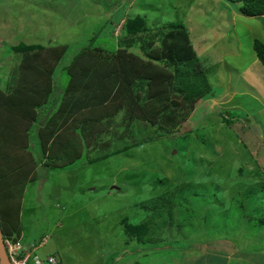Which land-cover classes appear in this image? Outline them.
Wrapping results in <instances>:
<instances>
[{
	"label": "rangeland",
	"instance_id": "1",
	"mask_svg": "<svg viewBox=\"0 0 264 264\" xmlns=\"http://www.w3.org/2000/svg\"><path fill=\"white\" fill-rule=\"evenodd\" d=\"M221 1L223 11L208 0H0L1 91L7 83L14 84L11 77L21 64L25 47L34 51L66 46L53 71L47 103L35 110L45 114L44 120L62 98L63 66L96 34L95 45L112 48L110 42L114 44L121 37L126 19L136 23L142 19L145 35L159 31L158 40L168 32L165 25L183 27L212 88L211 96L181 110L188 117L176 127L157 120L164 128L162 135L137 120L127 107L112 118L114 126L106 130L104 119L111 107L84 111V116L103 123L98 127L103 131L101 136L84 140L76 161L61 155L59 149L52 161L43 155L45 160L36 167L35 180L25 183L19 193V213L11 208L9 224L17 221L18 239L24 247H37L41 240L46 241L32 257H38L42 264H48L49 257L57 264H264V139L255 119L247 118L260 110V102L242 104L243 100L233 97L232 104L239 106L235 110L216 103L221 97L218 92L227 89L225 82L231 80L236 89H242L236 69L245 68L256 54L248 49L242 21L230 25L227 20L230 10L238 12L241 4ZM198 3L211 7L199 14ZM247 20L255 31H261L262 21ZM222 40L229 46L220 44ZM233 41L239 42L242 58L235 59L233 67L231 57H225L218 67L227 48L234 46L231 53L236 52L238 45ZM137 54L145 60L139 49ZM222 68L223 74L218 75ZM55 98L58 102L50 106ZM48 107L50 110L44 112ZM80 118L76 115L68 126L77 130ZM115 131L120 132V138L124 136L120 142L124 152L117 151L111 158L90 165L103 148L96 142L117 138ZM119 139L109 147L116 150ZM37 145L28 141L27 151L21 154L31 149L33 160H38ZM27 164L20 176L15 174L16 180L28 172ZM191 191L203 195V202L191 199ZM167 192L180 199L181 205L173 213L175 224L167 227L171 231L165 229L151 238L164 249L141 250L130 256L139 244L128 241L124 222L139 223L145 217L140 202ZM200 203L202 209L198 208ZM178 239L187 247L182 244L175 250ZM164 243L173 248L167 249Z\"/></svg>",
	"mask_w": 264,
	"mask_h": 264
},
{
	"label": "trees",
	"instance_id": "2",
	"mask_svg": "<svg viewBox=\"0 0 264 264\" xmlns=\"http://www.w3.org/2000/svg\"><path fill=\"white\" fill-rule=\"evenodd\" d=\"M226 1L240 3L238 11L243 17H264V0ZM125 21L121 37L114 44L110 42L112 48L95 45L98 37L96 34L87 46L80 48L69 63L63 66V95L47 120H44L45 114L35 113V110L47 103L53 89L52 74L64 57L66 46L34 51L27 46L22 50L21 64L13 72L16 73L15 76L11 77L14 84L9 82L3 91L0 90V230L4 237L14 241L20 237L17 221L13 225L9 224L11 208H15L16 215L19 213V193L23 191L25 183L35 180L36 167L45 160L43 155L46 154L52 161V157L57 155L56 149H59L61 155L65 153L76 161L82 145H85L84 140L101 136L103 131L98 127L103 123L91 116H84V111L102 106L111 107L112 112L109 111L104 119L107 120L104 126L106 130L114 126L112 118L127 107L137 120L152 127L156 134L162 135L164 128L157 124V120L176 127L188 117L181 114V110L210 95L212 88L204 76V66L197 58L190 34L183 27L165 25L168 32L163 35V39L158 40L161 37L159 31H154L150 36L145 35L142 19L137 23L132 19ZM157 43L159 46L155 48ZM138 49L145 60L137 54ZM252 49L264 68V45L254 40ZM57 102L58 99L55 98L49 105L54 106ZM48 110L50 107L44 112L47 113ZM76 115L81 117L77 130L68 126V122L74 121ZM56 120L60 122L56 124ZM40 126L42 128L35 131ZM121 129L123 127L119 126L118 130L122 131ZM115 132V137L119 139L120 132ZM117 138L103 140L104 143L96 142L99 146L103 144L100 146L103 148L100 149L97 160L91 161L90 165L104 161L109 156L111 158L117 151L124 152L125 147L120 144L124 136L117 141L120 145L116 144V150L109 147L114 146L113 141ZM28 141L38 144V160H33L31 149L26 155L21 154L27 151ZM26 162L29 163L26 166L29 170L27 168L28 172H24L18 181L15 174L20 176ZM71 162L72 160L69 163ZM190 193L191 199L193 197L203 202V195L193 191ZM179 200L171 192H167L140 202L144 219L135 225L124 222L128 241L134 240L135 244H139L134 245L137 251H132L130 256H136L142 251L158 252L164 249L161 247L162 243L151 238L162 234L165 229L171 231L167 227H172L176 222L173 213L181 205ZM202 207L203 204L200 203L198 208ZM169 243L164 245L167 249H172L173 246ZM182 244L185 245L184 248L187 247L186 242L178 239L174 249L180 250Z\"/></svg>",
	"mask_w": 264,
	"mask_h": 264
},
{
	"label": "crops",
	"instance_id": "3",
	"mask_svg": "<svg viewBox=\"0 0 264 264\" xmlns=\"http://www.w3.org/2000/svg\"><path fill=\"white\" fill-rule=\"evenodd\" d=\"M225 2L228 3L229 1H225ZM208 3L209 4L214 3L212 6H215V8H217V10H219V11H223V4H222L221 0H208ZM229 4H230V2H229ZM207 7L210 8L211 6L204 5L203 3H198L197 8H199L200 11H196V13L203 14L204 12L207 11V9H206ZM210 10H212V9H210ZM220 14H223V12H221ZM262 18H264V17H262ZM247 19H250V21H251V19L262 21V24L260 23L261 31H259V29L257 31H255L252 28V26L250 25L251 22H247L248 21ZM227 20H230V25H233L234 23H238V22L242 21V23H243L242 25L244 26V29L242 31L244 33H246V38L249 40V44H250V47H248V49L250 48L251 50H253L252 46H253L254 40H258L259 42L264 43V19L246 18V17H243L239 13V11L236 12L235 9H231L229 14H228ZM227 32H229V31H227ZM228 36H229V34L226 35V38L225 37L224 38L228 39ZM229 39H230V37H229ZM232 39L235 40V36H232ZM223 40L220 42V44H223V45L227 44L228 45L229 42H227L226 40L224 42ZM233 42L237 43V45H238L236 48V52H234L235 54L231 53V50L234 49V46H232L231 49L227 48L226 50H229V51H225L222 53V55L218 61V67L221 66V64H220L221 60L224 63L225 57H231L230 65L233 67L235 65V62H234L235 59L238 60L239 58H242L241 46H239V42H237V41H233ZM223 70L224 69L222 68L220 70V72L218 73V75L220 73H222ZM236 71H237V76L239 77L240 80H242V89L241 90L236 89V86L235 85L233 86L231 80L227 81V83L225 82V86L227 89L222 91V92H218L217 96L220 95L221 97H219V99L216 101V103H218L219 105H222V106L224 105V108L226 110H230V109L235 110V109H239V106L238 105L235 106L232 104V103H234L233 97H236L238 99L243 100L242 104H244L245 102L251 103L253 101L254 102H257V101L260 102V110H258L255 113H252V114L249 113L247 118L251 117V119H255L256 123L259 124L260 129L262 130V138L264 139V135H263V133H264V68L262 67V65L258 61L257 57L255 56V58L250 60L249 64L245 68H241V69L237 68ZM220 79L223 80V77H220ZM246 123H248V120H247V122H244V124H246ZM42 241H44V243H46L45 240H42Z\"/></svg>",
	"mask_w": 264,
	"mask_h": 264
},
{
	"label": "built area",
	"instance_id": "4",
	"mask_svg": "<svg viewBox=\"0 0 264 264\" xmlns=\"http://www.w3.org/2000/svg\"><path fill=\"white\" fill-rule=\"evenodd\" d=\"M44 244V241H41L37 247L26 248L24 247L19 240L14 241L12 239L6 238L2 235V245L8 260V264H28L32 262L33 264H42L38 257L35 255L32 257L34 251L39 249ZM48 264H56L54 258L49 257L47 259Z\"/></svg>",
	"mask_w": 264,
	"mask_h": 264
},
{
	"label": "water",
	"instance_id": "5",
	"mask_svg": "<svg viewBox=\"0 0 264 264\" xmlns=\"http://www.w3.org/2000/svg\"><path fill=\"white\" fill-rule=\"evenodd\" d=\"M0 264H8V260L2 245V234L0 230Z\"/></svg>",
	"mask_w": 264,
	"mask_h": 264
},
{
	"label": "clouds",
	"instance_id": "6",
	"mask_svg": "<svg viewBox=\"0 0 264 264\" xmlns=\"http://www.w3.org/2000/svg\"><path fill=\"white\" fill-rule=\"evenodd\" d=\"M42 241V240H41ZM56 264H57V262H56Z\"/></svg>",
	"mask_w": 264,
	"mask_h": 264
}]
</instances>
